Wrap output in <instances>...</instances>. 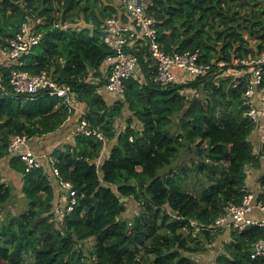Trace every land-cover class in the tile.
<instances>
[{
  "label": "trees",
  "instance_id": "1",
  "mask_svg": "<svg viewBox=\"0 0 264 264\" xmlns=\"http://www.w3.org/2000/svg\"><path fill=\"white\" fill-rule=\"evenodd\" d=\"M146 9L163 51L197 49L210 69L161 86L142 40L135 48L139 72L124 82L122 98H110L95 79L112 54L100 24L117 14L115 0H0V45L29 23L40 41L20 69L69 85L80 108L45 92L0 94V168L18 177L9 183L0 172V210L16 192L27 205L0 215V264H200L194 255L207 247L215 252L209 264H264V257L250 258L262 229L214 227L247 195L250 172L259 186L255 201L264 203L262 148L255 151L250 140L257 133L244 96L254 69L264 87V63L249 64L264 55V0H152ZM229 69L244 73L224 75ZM82 122L102 139L77 134ZM71 131L60 143L57 137ZM13 135L38 145L52 135L51 161L35 154L42 168L25 173L8 152ZM51 165L75 192L71 212L57 208ZM189 182L199 185L196 194ZM129 203L138 212L127 219ZM250 214L264 217L258 208ZM223 234L227 241L214 245Z\"/></svg>",
  "mask_w": 264,
  "mask_h": 264
},
{
  "label": "built area",
  "instance_id": "2",
  "mask_svg": "<svg viewBox=\"0 0 264 264\" xmlns=\"http://www.w3.org/2000/svg\"><path fill=\"white\" fill-rule=\"evenodd\" d=\"M147 1L115 0L119 9L117 14L100 24V29L105 33V43L112 54L106 56L99 66V77L95 79V84L103 82V91L110 98H122L124 82L139 72L135 48L142 40L148 47L151 65L156 66L154 81L161 86L184 83L204 75L210 69V65L199 63L200 54L197 49L170 54L161 49L157 21L148 14ZM30 28L29 23L22 24L20 32L14 38L6 40V45H0V94L32 96L38 92H45L50 96L64 99L71 108L78 110L76 95L69 85L55 81L46 72L29 74L20 69L22 57L40 41V35L32 32ZM254 62L264 63V55L249 64ZM261 77V70L254 69L244 96L248 99L246 116L252 122L253 131L257 133L262 148L258 156L264 162V87H258ZM88 80L93 81L91 77ZM75 130L77 134L96 135L102 139L101 135L90 130L85 122L79 124ZM8 152L19 157L24 163L25 173L42 168L41 160L31 150L24 136H11ZM51 167L50 179L61 194L57 208L71 212L76 203L75 192L70 183L59 179L53 165ZM255 200L254 193L248 192L240 205H230L226 212L215 220L214 227L228 231L233 230L232 228L243 231L256 227L262 229L264 233V217L262 219L248 217L253 208H258L264 213V203H256ZM258 257H264V239L253 244L250 258Z\"/></svg>",
  "mask_w": 264,
  "mask_h": 264
},
{
  "label": "rangeland",
  "instance_id": "3",
  "mask_svg": "<svg viewBox=\"0 0 264 264\" xmlns=\"http://www.w3.org/2000/svg\"><path fill=\"white\" fill-rule=\"evenodd\" d=\"M253 69H249V72H251ZM243 71H238V70H234V69H229L228 71L224 72V75H234V76H238L243 74ZM78 112H80V110L78 109ZM118 130H121L123 128V118L120 119L118 121ZM0 172L3 173V175H7V172L4 171L3 168H0ZM8 178L5 177V179L10 183V182H14L15 184H18V177L15 175V177L11 178V175L8 176ZM189 186V190L192 191L193 189V194H196V190L199 189V185L198 184H194L192 186V184L186 183V186ZM192 188V189H191ZM27 207L26 205V201L24 200L23 197H21L19 195V192H16L14 195L13 200L9 203V205H7L6 207L2 208L0 210V215L4 216L7 212L13 213L16 211V213H20L22 210H24V208ZM138 212V206L134 203H129L126 205V211L123 213L124 217H126L127 219H130L132 216L136 215ZM228 236H226V234H223L222 236H220L218 238V241L216 243H214V245L219 246L221 244V242L224 243L227 241ZM88 247V244L85 246V248ZM195 259L200 263V264H209L208 262H211L214 257H215V252H213L212 248L207 247V250L204 253H198L196 255H194Z\"/></svg>",
  "mask_w": 264,
  "mask_h": 264
},
{
  "label": "crops",
  "instance_id": "4",
  "mask_svg": "<svg viewBox=\"0 0 264 264\" xmlns=\"http://www.w3.org/2000/svg\"><path fill=\"white\" fill-rule=\"evenodd\" d=\"M104 93H105V95H107L106 92H104ZM78 108H79V106H78ZM52 135L47 136L45 141H44V139H39V141H40L39 145H38V143H32V141L30 143H28L29 147L31 148V150L35 151V154H38L40 157H42L47 162L51 161V159L49 157L50 156V152H51V149H50L51 147H50L49 141H47V139H49V137H51ZM59 137H63L61 140H59V142L63 144L64 141L70 140L73 137V131L68 133L67 136L66 135L65 136L64 135H59L57 138H59ZM250 140L252 141L253 147H254V149L256 151L258 149V143H259L258 137L253 135ZM255 178H256V176L255 175L252 176L251 172H250V175L246 179V187H247V191L248 192H256V193H258L259 190H257V189L259 188V186L257 184L258 183L257 179H255ZM254 214L253 215L250 214V216L254 217V216L257 215L256 213H254ZM227 232H228V230L225 231V233H227Z\"/></svg>",
  "mask_w": 264,
  "mask_h": 264
},
{
  "label": "water",
  "instance_id": "5",
  "mask_svg": "<svg viewBox=\"0 0 264 264\" xmlns=\"http://www.w3.org/2000/svg\"><path fill=\"white\" fill-rule=\"evenodd\" d=\"M151 1H152V0H149L148 2L150 3ZM125 200H127V199H125V198L122 199V201H125Z\"/></svg>",
  "mask_w": 264,
  "mask_h": 264
}]
</instances>
